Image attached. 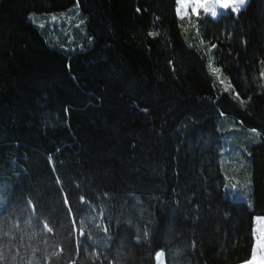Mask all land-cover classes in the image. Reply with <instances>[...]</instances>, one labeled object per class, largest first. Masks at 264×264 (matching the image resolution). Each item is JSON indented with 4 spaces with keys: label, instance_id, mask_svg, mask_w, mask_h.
Returning <instances> with one entry per match:
<instances>
[{
    "label": "trees",
    "instance_id": "obj_1",
    "mask_svg": "<svg viewBox=\"0 0 264 264\" xmlns=\"http://www.w3.org/2000/svg\"><path fill=\"white\" fill-rule=\"evenodd\" d=\"M177 2L0 0V264L251 260L264 0L194 37ZM72 7L83 33L50 42L35 19Z\"/></svg>",
    "mask_w": 264,
    "mask_h": 264
},
{
    "label": "rangeland",
    "instance_id": "obj_2",
    "mask_svg": "<svg viewBox=\"0 0 264 264\" xmlns=\"http://www.w3.org/2000/svg\"><path fill=\"white\" fill-rule=\"evenodd\" d=\"M183 3L187 4L188 7L186 9L188 15H185L183 19L181 18V15L178 14L177 16L179 20L181 21L182 28L184 32H186L190 37V33L192 32L193 37L197 35L199 31V23L203 21L204 19L208 20H217L220 18L221 15L227 14L228 12H231V9L224 10V9H219L217 8L218 15L214 18L211 16V13H205L203 9H198L199 14L193 13V8L197 5V3H205V4H211L214 3V0H182ZM248 3V0H247ZM247 3L244 5V7L241 9L244 10ZM77 7V5H76ZM179 7V4L177 2V9ZM75 7H72L70 10L71 12L61 15L59 17H52L55 15H50L49 19H35V23L39 28H44L46 27L48 29L47 34L52 38H49V41L52 43L56 44H63L66 43L70 45L73 44L75 41L74 39V31L77 29H82L83 26V21L81 19L80 12L76 9L74 11ZM185 9H181V12H184ZM240 11V12H241ZM239 12V13H240ZM232 13V12H231ZM238 13V14H239ZM235 16L238 15L236 13H233ZM83 30V29H82ZM81 32L83 33V31ZM90 39H88V43H90ZM75 43V42H74ZM198 44L197 46H199ZM68 46V48H69ZM200 47V46H199ZM207 47V54L212 55L211 53L214 51L212 46L206 45ZM212 70V68H211ZM212 73H214L212 71ZM215 74V73H214ZM218 81H220L221 86L223 87L224 90H228L227 85L225 81L219 76V74H215ZM219 77V78H218ZM264 78V77H263ZM225 128L228 130H232L233 125L229 122L225 123ZM246 137L250 139H257V136L254 133H247ZM240 142H244L243 140ZM237 156L240 154V150L235 153ZM253 236H254V247L256 248V257L257 261L259 262L260 258L264 256V251L261 250V248L257 245L258 240L264 239V217L256 218L254 220V231H253ZM253 247V248H254ZM162 254V253H161ZM252 259V258H251ZM156 264H163V254L159 257V259L156 256ZM247 264V263H244Z\"/></svg>",
    "mask_w": 264,
    "mask_h": 264
},
{
    "label": "snow or ice",
    "instance_id": "obj_3",
    "mask_svg": "<svg viewBox=\"0 0 264 264\" xmlns=\"http://www.w3.org/2000/svg\"><path fill=\"white\" fill-rule=\"evenodd\" d=\"M246 3H247V0H214V3H211V4L197 3V5L193 8V13L198 15L199 14L198 9H203L205 13L210 12L211 16L215 18L218 15L217 8H219V9H224V10L231 9L232 13L238 14ZM178 4H179V7L177 9V12L179 15H181V18L183 19L185 15H188L186 11L188 5L183 3L182 0H178ZM181 9H185V11L181 12ZM150 35L152 34L150 33ZM213 47L215 46L213 45ZM209 67L212 68V71L215 74L220 73L219 68H215L211 64L209 65ZM261 75L262 77H264V72H262ZM236 99H240L239 94H236ZM241 103H244V101L241 100ZM81 199L83 201V198ZM64 203L65 205L68 204L67 198H65ZM71 211L72 210L69 207V214H71ZM44 228L48 231H52V228L47 223L44 225ZM145 236H147V233H145ZM257 245L261 248L262 251H264V239L258 240ZM161 255H162L161 253H157V258L159 259ZM247 264H264V256H262L258 262L257 257H256V248L254 247L253 253H252V259L248 261Z\"/></svg>",
    "mask_w": 264,
    "mask_h": 264
}]
</instances>
